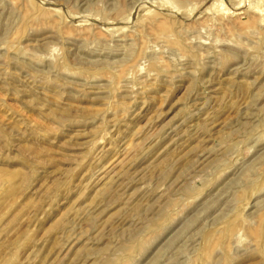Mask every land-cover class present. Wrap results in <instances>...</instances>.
Segmentation results:
<instances>
[{"label": "rangeland", "instance_id": "obj_1", "mask_svg": "<svg viewBox=\"0 0 264 264\" xmlns=\"http://www.w3.org/2000/svg\"><path fill=\"white\" fill-rule=\"evenodd\" d=\"M0 264H264V0H0Z\"/></svg>", "mask_w": 264, "mask_h": 264}]
</instances>
